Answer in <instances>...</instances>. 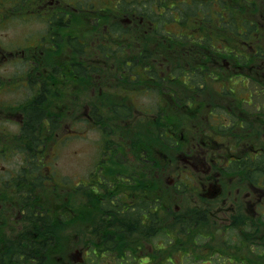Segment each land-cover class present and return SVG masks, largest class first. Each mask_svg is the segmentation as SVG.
<instances>
[{
  "label": "flooded vegetation",
  "instance_id": "obj_1",
  "mask_svg": "<svg viewBox=\"0 0 264 264\" xmlns=\"http://www.w3.org/2000/svg\"><path fill=\"white\" fill-rule=\"evenodd\" d=\"M14 2L0 0V5L8 13H16L30 4L28 0ZM35 3L30 14L40 17L43 25L38 27L33 43L22 47L13 39L2 40L0 33V156L10 165L4 166L5 161L0 164V187L4 188H0V202L8 196L11 206L8 209L0 203L4 211H0V243H8L6 236L10 233L20 237L19 242L0 244V252L9 251L10 246H42L40 234L55 219H45L39 203L37 207H26L28 200L55 196L47 188L63 189L51 162L45 169L40 165L45 154L51 157L54 148L50 131L79 125L85 132L101 125L100 116L111 115L113 124L121 128L117 134L121 143L118 153L124 148L129 155L130 176L118 180L127 182V188L137 186L136 178L145 169L153 171L158 162L152 159L153 152L166 156L164 167L172 154L177 161L181 158L184 166L194 165L200 171L193 179L196 192L185 195L186 205H180L176 197L175 201L170 198L162 202L159 209L156 199L146 196L147 186L138 184L143 192L135 202L134 219L138 250L144 259L150 254L154 262L160 259V242H153L156 233L144 231L159 209L166 217L176 211L194 219L191 226L181 230H200L202 241L191 242L188 248L195 256V250L204 246L208 256L203 259L208 264L264 263V245L258 242L254 247V241L262 235L258 241H264V225L260 227L264 216L259 212L261 196L253 191L254 187L264 189V0H184L178 17L188 26L182 30L177 16L167 17L162 27L176 21L181 31L166 30L168 35L162 38L157 36V8L161 6L156 0H149L147 6H141L139 0H114L103 5L94 0ZM6 15L0 20L14 18ZM22 88L27 89L24 97L9 94ZM153 93L159 100L151 103ZM34 103L40 114L43 111L41 120L29 123ZM73 116L76 120L72 122L57 119ZM147 116L148 123L141 128ZM113 127L108 130L113 132ZM140 128L143 134H133ZM46 132L48 136L43 137ZM109 139L107 134L102 144H110ZM142 139L149 141L145 147ZM107 151L111 155L104 153L102 166L119 157L113 149ZM121 159L117 158V163ZM37 161L34 166L43 169L38 175L30 172ZM104 171L98 170L99 179L93 175L75 185L67 181V208L77 245L87 231V242L95 240L91 228L103 216L94 212V204L113 205L118 210L114 216L131 204L118 193L122 185ZM110 182L111 198L106 194L98 198L88 192L89 187L99 188ZM182 183L180 192L188 189L187 183ZM80 184L85 187L82 194ZM62 208L53 205L51 209L63 214ZM29 212L41 215V220L31 224ZM104 213L101 215L108 216ZM119 218L124 222L125 213ZM148 234L149 241L145 239ZM78 249L84 260L82 246ZM124 256L125 264H133L129 255ZM260 259L263 261L257 262Z\"/></svg>",
  "mask_w": 264,
  "mask_h": 264
},
{
  "label": "rangeland",
  "instance_id": "obj_2",
  "mask_svg": "<svg viewBox=\"0 0 264 264\" xmlns=\"http://www.w3.org/2000/svg\"><path fill=\"white\" fill-rule=\"evenodd\" d=\"M30 4H25L24 6H30V7H22L21 8V12L20 10H17L16 13L14 12H10L8 13L7 10L5 8H3L0 5V18L2 17H7L6 14H9L8 16H14V18H10V20H7L6 18L3 20H0V33H3L4 39L7 40H11L13 39L18 45L20 46H25L27 47V44L29 43H33L36 37V32L38 30V27L43 23L41 21L40 17H36L35 15L33 16L31 13L30 14V9L33 7L35 3V0H28ZM70 0H61V2H68ZM96 1L99 5H103V4H111L112 1L114 0H94ZM107 2V3H105ZM173 2V0H171L168 5H170ZM11 4H15L14 0H11ZM3 9V13L1 12V10ZM161 9V8H160ZM174 11L173 15L177 16L181 13V9L177 8H173L172 11ZM5 13V14H4ZM172 15V16H173ZM25 17L22 19H19L18 17ZM171 14H167L165 13L164 15L161 16V18L165 19L167 17H170ZM181 22L183 29H185L186 26H188L187 21L185 20ZM19 23V24H18ZM191 23L189 27L191 28ZM181 24L180 26L178 25V23H176V21H174L172 24H169L167 26H163L160 23L162 28H159L157 30V36L158 38H162L163 36H167L168 32L167 31H171L174 30L176 32H180L181 31ZM43 25V24H42ZM167 30V31H166ZM179 30V31H178ZM29 33V34H28ZM33 33V34H31ZM28 34V36H26ZM26 36V37H25ZM1 72L3 74H6L7 72L5 71V69H1ZM178 79V78H176ZM26 88H22L17 89V90H13L12 92H10L9 94L11 96H14V94L16 95V97H24L26 96ZM151 97H149L150 99ZM153 100L151 103H154L155 100L158 101L159 98H157V95L153 93ZM62 111V110H61ZM60 111V112H61ZM166 111H169V109H167ZM59 112V113H60ZM75 116L73 117H67V118H57L60 121L62 119H68V120H73ZM101 118L99 120H101V125L96 126L95 128L91 127L89 128V130L83 132L80 131L81 129L79 128V125H73L72 127H64V128H60V129H56L55 131H50V133L52 134L51 140L50 142L54 143V148L52 150V154L54 155L52 160L51 157H49V155L46 157V159H44V161L47 163V161L50 163L51 162V166L53 167L54 173L56 174L57 177V181L59 183H62L63 186L60 188V191L64 194H66V198L68 196L69 190L70 188L67 186V181H73L74 185L78 182H82V181H88L89 178L93 175H95L98 179L99 176L97 174L98 170L104 171V169H106L104 172L108 175H110L111 177H115V180L118 181L120 179H122V177L124 178H129V174L127 173L130 169V162H128V157L129 155L127 154L126 151H124V148L121 149V153H118V150L120 149V137L117 136L118 132H120V129L117 128L114 124H113V117L111 115H109L108 117H104V116H100ZM147 121L143 122V124L140 126L141 128H143L144 125H147L148 123V116L146 117ZM98 120V121H99ZM51 121V119H50ZM57 121V120H56ZM109 121L110 124L107 125V127L103 128L102 126H104L103 124H107ZM114 126L113 128V132H110L108 130V128L110 126ZM43 126H46L45 122L43 123ZM136 129L134 131L133 134L137 133V136L140 134H143V130L142 129ZM108 130V131H107ZM109 132V133H108ZM148 131H146L145 133H147ZM59 133V134H58ZM67 133H70L72 135H67ZM108 134V137L110 136L109 142L107 143V145H109V147L107 148V145H103L102 141L104 139V137L106 138ZM43 137L45 135H47L46 133H42ZM65 135V137H63ZM48 136V135H47ZM136 136V137H137ZM146 137V134H145ZM150 137H152V135H150ZM264 141V140H263ZM148 140L146 139H142L141 145L143 147H145L148 144ZM52 143V144H53ZM129 143V141L127 142ZM154 143V142H153ZM113 144V145H112ZM110 149H113V151H115L116 153L119 154V157H115L116 159L111 160L109 159L108 165L106 166L104 164V166H102V162H103V157H106L105 154L108 153L110 154V151H107ZM105 153V154H104ZM111 155V154H110ZM157 158L159 160L163 161V158L166 157L163 153H160V155H156ZM172 154L168 155V165L166 166V170L167 173L164 176V179L168 181V184H173V182L175 180H177L176 178H178V183L180 184V181H185V182H190V183H194L193 179L197 178V174L200 173V171L196 170V167L193 165L191 166V170L188 168V170H184L185 172H182L181 169H183L184 163L182 162V159L179 158L178 159V164L177 167H175V165H173L172 162H177L176 157L172 158ZM121 163H117V158H121ZM197 157V156H196ZM16 159V156L14 157ZM181 159V160H180ZM174 160V161H173ZM191 160L195 163H197L196 159L191 158ZM5 160H2L1 156H0V164L2 162H4ZM102 161V162H101ZM106 160H104L105 162ZM39 161L33 163L31 166H33V168H31L30 172L34 173L36 175H38L40 172L43 171V169L38 170L36 163H38ZM101 162V163H100ZM103 162V163H104ZM150 162V161H148ZM5 165H9V163H7L5 161L4 166ZM187 167V166H185ZM41 168V167H40ZM198 168V167H197ZM178 170V172H182V173H175L174 171ZM110 171V172H109ZM95 173V174H94ZM0 175H1V170H0ZM94 176V177H95ZM111 178L107 177V180L109 181ZM119 184L122 185V188L120 190H118V193L120 194V197L124 198V200L127 203H133V196L131 193H129V191L127 190V186L125 181L120 182L118 181ZM111 182L108 185L107 184H100L101 187H95L92 188L89 187V191L90 193H92L93 196L100 198L102 195L106 194L107 196H110V198L113 196L112 193H109V190L112 188L111 186ZM78 188H82L81 191H79L80 194H82L83 190H84V186L83 185H79ZM99 190H96V189ZM254 193L256 195L260 194L261 199H259V212L264 216V189H260V187H254L253 188ZM49 191H51V189L49 188ZM185 195H187V190H182L181 191V199L179 197H175L176 201L179 202L180 205H186L185 202L187 201V198L185 197ZM174 198V201H175ZM110 200V199H108ZM124 201V202H125ZM69 205V201L68 203L63 204L61 207L62 208V212H64V214H59L62 215L63 218L68 216L67 213V207ZM35 207H37V205H35ZM256 208V206H255ZM254 208V209H255ZM253 218L257 219V216L254 215V213L252 214ZM183 216V215H182ZM181 215L178 216H170V220L168 219H162L161 221L162 224L159 222L156 226H150V230H147L150 234L152 233H156L155 238L153 239V242H155L156 244H158L160 241H165V240H170V243H167L165 245V247L163 249H161L160 251V259H157L155 262L152 259V254H150L149 259H144V255H142V252L139 250L135 251L132 249H126L125 247V251L122 255H129L132 254L134 255L135 258H137V264H139L140 261H146L147 264H208V262H205L203 259V257H206L208 255H205L204 252V246L203 248L200 246L198 247L195 252H197L198 255H193L192 252L193 250H190V248H188V245L191 242H195L197 241H202V237L200 234V230L197 229L196 227L194 228V231L192 232H188L186 230H181V225L182 222L186 219V217H182ZM180 217V218H177ZM182 217V218H181ZM130 220L129 222L131 223L132 220ZM178 220H180V222H177ZM128 222V221H127ZM161 225L164 229L161 230H157L158 226ZM172 225L175 226L171 227ZM262 227V225H264V222H262L260 224ZM191 226V225H189ZM102 228V226L100 227ZM170 229V231L168 230ZM64 231V233H60V231H58L59 235L60 234H64V235H60V239L55 240L56 245L57 243H60V245H65L64 243H66L67 240H69V235H67V229L63 228L62 229ZM73 230V229H72ZM20 231H24L23 229H21ZM135 232V231H134ZM74 233V230H73ZM169 234V236H168ZM131 236V235H130ZM149 234L146 236L148 237ZM9 239L8 243L10 241H13V243L15 241L19 242L20 237L17 235H12V233L8 234L7 236ZM135 237H137V232H135ZM263 235L260 237L262 238ZM89 238V231H87L85 233V236L82 237L81 243H88L87 240ZM259 238V239H260ZM259 239H257L256 241H254V247L256 246V244L259 242V244H262V246L264 245V241H258ZM148 240H151L148 239ZM74 241V240H73ZM98 241H100V239H98ZM8 243H3L1 242L0 244H6L8 245ZM194 243L191 244V246L193 248H195V245H193ZM84 246V245H82ZM261 246V247H262ZM38 247V246H36ZM171 247V248H170ZM80 248V246H73L71 248V250L69 251V253L67 254V256L64 258L62 256V254L58 255V260H63L64 264H70L68 260L71 261H79L80 257L79 254L81 253V250L78 249ZM31 249V250H28ZM23 250V249H20ZM19 250V251H20ZM26 250V249H25ZM148 246H146V252L148 251ZM31 251L34 252L33 248H27L26 252L31 254ZM168 251V252H167ZM45 252V251H44ZM44 252L42 254H44ZM85 252V251H84ZM165 252V253H162ZM1 253L4 254V258L7 259L9 258V256H14V255H18L19 257L21 256L22 259L24 260L26 257L23 255L22 251L17 252V249H15V247L10 246V250L9 251H1ZM102 253H105L106 257H102ZM149 253V252H147ZM33 254V253H32ZM101 254V258H97L94 257L91 253L83 256V257H87V262L86 264H103V258H104V262L106 264H123L118 262L117 260H115L114 256H112V254L109 255L108 251L106 250H102ZM159 255H155V258H159ZM173 258V260H172ZM28 260H32L34 262V264H38V262L40 261L38 259V257H33V255L28 259ZM100 260V261H99ZM152 260V262H150ZM168 260V261H167ZM47 261V260H46ZM259 261H263V259L257 260V262ZM150 262V263H149ZM264 262V261H263ZM27 264L28 262H21L19 263L18 261H15L14 264ZM45 264V263H44ZM259 264H264L262 262H259Z\"/></svg>",
  "mask_w": 264,
  "mask_h": 264
},
{
  "label": "trees",
  "instance_id": "obj_3",
  "mask_svg": "<svg viewBox=\"0 0 264 264\" xmlns=\"http://www.w3.org/2000/svg\"><path fill=\"white\" fill-rule=\"evenodd\" d=\"M170 1L171 0H166L164 2V4L168 5V3ZM109 9H110L109 7H106V10H109ZM162 12H165V9H163ZM115 23H116V21L114 22V24ZM160 23H162V22L160 21ZM160 23H158L159 26H160ZM33 105H34V107H33L34 110L31 111V114L33 117H31L29 115V117H30L29 123H35V122L40 121L41 120L40 119L41 114L43 112L41 109V114H40V108L36 105V103H34ZM58 122L61 123L60 121H58ZM54 124L56 125L57 123L54 122ZM154 141L157 142L158 148L160 149L158 138H156ZM38 142H40V140H38L37 143ZM47 151H48V149H47ZM156 155L157 154H155V152H153V158ZM45 156H48V154H45ZM53 156L54 155L52 154V151H51V160H52ZM163 160H164V158H163ZM158 161H160L159 166H156V167L154 166L153 171H149L148 169H145L143 172H141V177L136 178V183H137L136 185L137 186H134V188L131 189L130 192L133 195L138 194V196H135V197H136V199H139V197H141V195H142L141 193L143 192V190L140 186H138V184L139 183H141V185H142V183L145 184L147 186L146 188L148 189L146 191V195L147 196L150 195L151 197H154L156 199L157 208L160 209L159 206L162 202H165V200L168 201L170 198H174L176 196H181V193L178 190V183H177L178 178H176L177 180H176V183H174V185L168 184V181L164 179V176L167 173L166 167H164V162L162 163V161L159 159H158ZM40 165H42L43 168L45 169L49 164H47L45 161H43L40 163ZM181 171H184V169H181ZM174 172L175 173H182V172H178V170H176ZM0 188L4 189L3 187H0ZM47 191H49V188H47ZM51 192H54L55 196H53V197L41 196V198L38 200H32V201L28 200V202L26 203V207L28 209H30V207H35V204L39 203L41 206V208H40L41 211L45 210V212H43L45 219L53 220L52 219L53 215H51L53 213V211L51 209L52 206L53 205L62 206L63 204L68 203L69 200H68V196L66 198V194H64L65 192L62 193L60 191V189H54L53 188V189H51ZM193 192H195V190L192 188V189L187 191V194H192ZM32 202H33V204H32ZM0 203H2V205L7 207L8 209L11 208V206H9L10 202H9L8 196L6 197V199L4 201H2ZM23 203L24 202H20L21 205ZM135 205H136V203L135 204L131 203V204H127L124 206L123 210L125 212L123 211V213H125L126 219L123 222L119 218V216H121V214H123V213H120L119 216H114V214L118 213V212L115 213V211H118V210L113 205H107V207H105V206L102 207L101 205L98 204V202H97V204H94V206H93L94 212L98 216H100V218L103 216L102 219L100 220V222H95L94 226L91 228V229H94L95 237L93 239L96 240V241L94 240L95 242L93 241L91 243V245H92L91 247L96 246L95 251H97L99 256H101L100 253L102 252V250H106V251H108L109 255L112 254V256H117L116 258L118 259V261L120 263H122V262H125V260H126V257L122 256V254L125 251V247L129 246L127 244L132 245L133 250H135V251L138 250L139 243L137 242L138 241L137 237H135V232L137 229V228H135L136 220L134 219L135 214H136V209H137L135 207ZM103 208H105V209H103ZM159 209H158V214H157L156 219H157V224L159 222L162 224L163 221H161V220L163 218L166 219V217H164L161 214ZM1 210H2V212H4L3 208H0V211ZM104 210H105V212H107L108 216L101 215L104 213ZM67 213H68V216L65 218H63L62 216H61V218H58V216H59L58 215L55 217L54 221H52L51 223H47V226L45 227L43 233L40 234V236H41L40 239L43 240L42 241L43 245L38 246V247L32 246L34 252L31 251V254L26 252L27 248H18L17 246H15V249H17V252L22 251L23 255L26 257L24 260L22 259L21 256L19 257L18 255L9 256V258L5 259L4 254L1 253L0 254V264H14L15 261H18L19 263L28 262L27 264H31V263L34 264V262L32 260H28L32 255L34 258L38 257V259L40 260L38 262V264H44V263L45 264H64L63 260H58V255L62 254V256L65 258L73 246H78L73 241L74 240V234H73V230H72L73 229V223H71L70 212L67 211ZM30 214H31V221H30L31 224H34L35 219L41 220V215H38L37 213L29 212V215ZM180 215L182 216L183 214H180ZM104 217H107V218L103 219ZM182 217H184V215ZM177 218H180V217H177ZM128 219H131L132 222L130 223L129 222L130 220H128ZM105 220H107V221L103 222ZM193 220H194L193 218L186 217V219L182 222L181 228L192 225ZM177 222H180V220H178ZM107 223H108V225H106ZM150 225H151V223H149V226L144 228L145 232H147V230H150V228H151ZM101 226H102V228H100ZM171 227H175V226L172 225ZM63 228L67 229L66 233H67V235H69V240H67L66 243H64L65 245H60V243H57V245H56L55 240L60 239V235H64V234L59 235V233H58V231H60V233H64L65 230L63 231L62 230ZM164 228L161 225H159L157 230H161ZM31 238H32V236H31ZM98 239H101V240L97 241ZM146 239H148V238L146 237ZM16 242L17 241H15L14 243H16ZM83 244L85 246L89 245L88 243H83ZM20 249H23V250H20ZM28 250H31V249H28ZM43 252H44V254H42ZM104 254L105 253H102V255H104ZM130 256H131V258L129 257L130 262L134 264L135 260H137V259L134 257V255L130 254ZM68 261L70 264H75L74 261H71V260H68Z\"/></svg>",
  "mask_w": 264,
  "mask_h": 264
}]
</instances>
